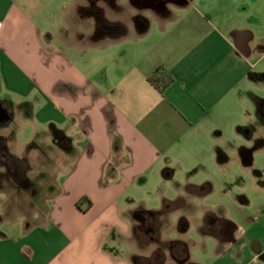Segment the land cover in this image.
Returning <instances> with one entry per match:
<instances>
[{
    "label": "crops",
    "instance_id": "crops-1",
    "mask_svg": "<svg viewBox=\"0 0 264 264\" xmlns=\"http://www.w3.org/2000/svg\"><path fill=\"white\" fill-rule=\"evenodd\" d=\"M80 1L0 0V195L33 150L55 178L32 220L0 204V264H264V12Z\"/></svg>",
    "mask_w": 264,
    "mask_h": 264
},
{
    "label": "rangeland",
    "instance_id": "rangeland-1",
    "mask_svg": "<svg viewBox=\"0 0 264 264\" xmlns=\"http://www.w3.org/2000/svg\"><path fill=\"white\" fill-rule=\"evenodd\" d=\"M127 0H94L93 1V7L90 5L89 0H81L82 9H86V5H89V11H94L95 14L98 16L106 14L107 16H111L112 20H121L126 25H132L134 17L138 16L136 14H139L142 12L144 22L146 23L149 17H146V10H150L152 13L151 15H157L158 13H164L168 14L170 12H174L177 8L183 6L187 0H132L136 3H131V0H128V3H125ZM249 2H255L251 8L254 12H264V4L262 2L264 0H248ZM95 2V3H94ZM142 2V3H141ZM136 5V7L134 6ZM246 6V5H245ZM248 6V5H247ZM250 5L248 7H251ZM141 7H143V11H141ZM215 8V7H214ZM218 8V7H216ZM140 9V11H139ZM83 10V11H84ZM224 11V10H223ZM149 13V14H150ZM122 26V24H120ZM120 29V28H119ZM22 130L27 127L28 134L32 135L33 131L29 133V130L31 125H23L20 124ZM22 130L18 132V136L22 133ZM26 131V130H25ZM28 147H24L19 141L14 147V151L17 155L20 157H23V153L25 154V151ZM32 155L34 157L32 158L33 161V167L30 171V174L32 175L30 179H25V176H28V169L24 172H18V167H16L15 172V184L12 183L11 180H8V184L13 186L15 188V195L5 197L3 195H0V204L9 203V205L13 204L12 212L15 211V213H22L28 216V219H33V213L36 211H40L38 208V204H40L45 198L48 197L44 196V192L41 193L42 189H48L51 186H53V183L55 182L54 178V166L53 163H46V166H43V163H39L38 160L42 157V155L37 151L33 150ZM54 158V156L52 157ZM17 163V162H16ZM264 163V161H263ZM19 169H22V171L28 167L29 163L20 161ZM17 164V165H18ZM31 165V164H30ZM24 166V169H23ZM264 167V164L262 165ZM21 167V168H20ZM25 174V175H24ZM20 175H23V177H20ZM6 181V180H4ZM0 182L3 183V178L0 179ZM240 185L245 184L246 186H249V182L247 178L240 179ZM44 187V188H43ZM41 190V191H40ZM44 191V190H43ZM40 202V203H39ZM10 210V212H11ZM9 212V213H10Z\"/></svg>",
    "mask_w": 264,
    "mask_h": 264
},
{
    "label": "trees",
    "instance_id": "trees-1",
    "mask_svg": "<svg viewBox=\"0 0 264 264\" xmlns=\"http://www.w3.org/2000/svg\"><path fill=\"white\" fill-rule=\"evenodd\" d=\"M153 77L155 78L156 85L158 84V87L161 90L168 86L172 81L171 76L166 72L162 71L161 69H157ZM83 204L85 205V210L90 207V201L85 196L79 199V201L77 202V206L81 208Z\"/></svg>",
    "mask_w": 264,
    "mask_h": 264
}]
</instances>
